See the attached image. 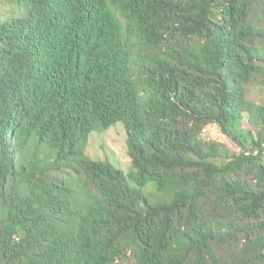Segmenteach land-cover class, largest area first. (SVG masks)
<instances>
[{"label":"trees","instance_id":"trees-1","mask_svg":"<svg viewBox=\"0 0 264 264\" xmlns=\"http://www.w3.org/2000/svg\"><path fill=\"white\" fill-rule=\"evenodd\" d=\"M259 88L264 0H0V264H264Z\"/></svg>","mask_w":264,"mask_h":264},{"label":"rangeland","instance_id":"rangeland-1","mask_svg":"<svg viewBox=\"0 0 264 264\" xmlns=\"http://www.w3.org/2000/svg\"><path fill=\"white\" fill-rule=\"evenodd\" d=\"M252 97L257 102H264V88H259ZM204 138L224 143L231 150V153L238 150L215 125L206 129ZM86 155L92 160L108 161L125 173H129L131 160L128 155L127 135L124 126L118 123L108 130L93 132L89 138ZM152 187L146 188L145 192H148Z\"/></svg>","mask_w":264,"mask_h":264}]
</instances>
